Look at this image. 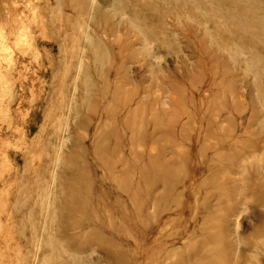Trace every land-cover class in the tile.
Instances as JSON below:
<instances>
[{"label": "rangeland", "instance_id": "374dc122", "mask_svg": "<svg viewBox=\"0 0 264 264\" xmlns=\"http://www.w3.org/2000/svg\"><path fill=\"white\" fill-rule=\"evenodd\" d=\"M123 1L0 0V264H264V0Z\"/></svg>", "mask_w": 264, "mask_h": 264}, {"label": "bare ground", "instance_id": "6f19581e", "mask_svg": "<svg viewBox=\"0 0 264 264\" xmlns=\"http://www.w3.org/2000/svg\"><path fill=\"white\" fill-rule=\"evenodd\" d=\"M173 3L170 4L171 6V10L173 12H175V14L179 15V13H201V12H206L211 14V10L206 11L204 9V5L207 3H203L202 0H171ZM207 2L209 0H206ZM245 0H231L232 2V6L228 7L225 9V13L228 20L233 23L234 26L236 27H243L246 22L247 19L245 17V15L243 13H241L237 8L239 7V4L243 3ZM210 3V1L208 2V4ZM204 4V5H203ZM212 5V3H211ZM108 9H111V11L114 14H124L126 11V5L124 3L123 0H111L110 4L108 5ZM238 6V7H237ZM126 16V15H124ZM124 16L121 15V17L123 18ZM264 18V17H263ZM253 22L258 23L259 26H255L254 30H256L257 34L256 35H260L264 33V21H262V19H254ZM131 23L133 24V26L139 31V33L141 35H143V42L145 45H148V39L150 37L149 34V30L146 27H140L138 24L135 25V23L133 21H131ZM251 28V27H250ZM207 32V31H206ZM208 33V32H207ZM210 34V33H209ZM152 37V36H151ZM238 45V44H237ZM150 46V45H148ZM146 47V46H145ZM153 47V46H152ZM232 47V46H231ZM146 49V48H145ZM232 51V49H231ZM104 52V51H103ZM106 52V51H105ZM228 52V51H227ZM230 53V52H229ZM232 58L234 59L235 62L237 61H244L246 64V70H244L246 73L248 72H252V74L254 75V78L257 79L260 76V73L258 72L259 70H257L258 68V64L256 62H254L255 57L253 58L252 55L248 54L244 49L242 50L239 48L236 51H232ZM261 58V57H260ZM259 58V59H260ZM258 61V60H257ZM263 62V61H262ZM257 65V66H256ZM256 67V68H255ZM263 70V69H262ZM256 86V85H255ZM264 107V106H263ZM78 196V195H77ZM60 197V196H59ZM80 199V198H79ZM70 203V200L69 202ZM69 209H71V206H67ZM57 210V209H56ZM82 212V211H81ZM55 213V212H54ZM54 215V214H53ZM52 245V244H51ZM53 246V245H52ZM54 247V246H53ZM55 250V249H54ZM49 259V257H47ZM45 260L44 258L42 259ZM74 260V259H73ZM47 263V259L46 262ZM44 263V264H45ZM42 264V263H41Z\"/></svg>", "mask_w": 264, "mask_h": 264}]
</instances>
